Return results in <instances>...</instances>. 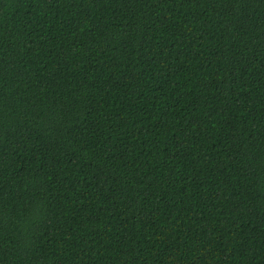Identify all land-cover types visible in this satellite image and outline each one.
Segmentation results:
<instances>
[{
    "label": "trees",
    "instance_id": "1",
    "mask_svg": "<svg viewBox=\"0 0 264 264\" xmlns=\"http://www.w3.org/2000/svg\"><path fill=\"white\" fill-rule=\"evenodd\" d=\"M0 264H264V0H0Z\"/></svg>",
    "mask_w": 264,
    "mask_h": 264
}]
</instances>
